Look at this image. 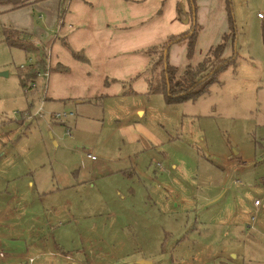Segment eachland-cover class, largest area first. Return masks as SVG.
Masks as SVG:
<instances>
[{"label": "rangeland", "instance_id": "374dc122", "mask_svg": "<svg viewBox=\"0 0 264 264\" xmlns=\"http://www.w3.org/2000/svg\"><path fill=\"white\" fill-rule=\"evenodd\" d=\"M230 11L236 64L207 93L167 103L135 91L53 111L72 114L63 121L41 76L19 83L31 58L6 46L0 17V264H264V0Z\"/></svg>", "mask_w": 264, "mask_h": 264}, {"label": "crops", "instance_id": "0c3cea01", "mask_svg": "<svg viewBox=\"0 0 264 264\" xmlns=\"http://www.w3.org/2000/svg\"><path fill=\"white\" fill-rule=\"evenodd\" d=\"M63 3L65 12L60 18V0H39L7 11H2L3 7L0 6V17L10 21V28L25 31L30 41L37 45L32 52H27L31 62L39 58L41 49L47 53L49 74L45 87L42 86V100L47 111L53 113L57 109L72 107L82 111L90 104L103 107L107 100L133 95L135 91L148 96L157 94L147 93L145 77L148 75L150 57L143 51L162 44L170 35L188 31V0H63ZM213 3L214 0L197 1L200 31L190 59L186 57L185 39L170 45L167 58L177 69V75L188 64L194 66L199 63L209 47L218 43L222 35L229 31L224 30L220 40L215 39L225 27L226 18L228 23L224 1V16L220 25L212 28V36L207 37V16ZM219 6L217 4L216 8ZM179 10L186 15L182 19L178 18ZM258 16L262 15L258 13ZM200 44L202 48H198ZM232 45L228 40L224 58L233 52L229 54ZM69 49L79 53L82 59L74 57ZM35 86L36 79L32 87ZM134 110L141 113L139 107ZM84 124L77 119L74 121L76 133H80L79 128ZM116 126L122 135L141 128L137 124L129 126L119 123ZM135 136L141 138L138 133ZM89 160L92 161V169L101 170L107 166L106 163L96 162V157H89ZM120 163L117 162L118 165Z\"/></svg>", "mask_w": 264, "mask_h": 264}, {"label": "trees", "instance_id": "16d2710c", "mask_svg": "<svg viewBox=\"0 0 264 264\" xmlns=\"http://www.w3.org/2000/svg\"><path fill=\"white\" fill-rule=\"evenodd\" d=\"M39 0H0L2 11L13 10L23 5L35 3ZM197 1L188 0V13L190 18V26L188 31L178 35H170L162 44L150 46L145 49L144 54L150 57V65L147 69L148 90L147 93L162 94L167 103L194 100L196 97L207 93L210 84L218 80V74L230 65L236 64L235 51L227 57H223L226 42L228 40L234 44L236 29L234 27L232 13L230 11V0H225V9L228 14V29L221 40L209 47L199 63L192 66L188 64L177 75V69L168 62L167 52L171 44L178 40L185 39L187 52L186 57L190 59L194 53L195 42L200 31V24L197 22ZM65 12V4L60 0V8L58 17L60 18ZM178 18L186 16L180 10L177 12ZM2 40L7 46L20 48L26 52H32L37 45L30 41V37L25 31H19L10 27L2 28ZM71 50V49H69ZM234 50V48H233ZM76 58L82 57L79 53L74 52ZM47 53L43 49L40 50L39 58L26 66L21 67L19 71V83L25 88L33 86V81L37 78V74L47 68Z\"/></svg>", "mask_w": 264, "mask_h": 264}, {"label": "built area", "instance_id": "2783aa9c", "mask_svg": "<svg viewBox=\"0 0 264 264\" xmlns=\"http://www.w3.org/2000/svg\"><path fill=\"white\" fill-rule=\"evenodd\" d=\"M48 74H49V68H48V66H47V68L45 70L40 71V73L37 74V76H39V77L41 76V78H42L43 87H45V83H46L45 80L47 79ZM41 109L42 108H39L35 112V113L38 114L39 117H41L43 115L42 113H40L41 112ZM71 116H72L71 113L70 114H66L65 112H53V113L50 114L51 119L54 120V121H57V120L58 121H63V120H65V118L71 117ZM89 157L90 158H95L93 155H90ZM256 204H257V201H255V205Z\"/></svg>", "mask_w": 264, "mask_h": 264}, {"label": "water", "instance_id": "95a60500", "mask_svg": "<svg viewBox=\"0 0 264 264\" xmlns=\"http://www.w3.org/2000/svg\"><path fill=\"white\" fill-rule=\"evenodd\" d=\"M5 74V73H4ZM140 263H147L145 260H139Z\"/></svg>", "mask_w": 264, "mask_h": 264}]
</instances>
